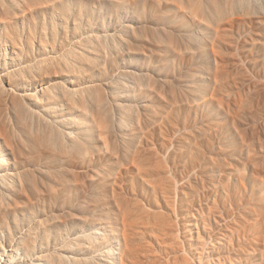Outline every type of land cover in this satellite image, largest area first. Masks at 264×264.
Segmentation results:
<instances>
[{
  "label": "rangeland",
  "instance_id": "1",
  "mask_svg": "<svg viewBox=\"0 0 264 264\" xmlns=\"http://www.w3.org/2000/svg\"><path fill=\"white\" fill-rule=\"evenodd\" d=\"M3 156L0 264H264V0H0Z\"/></svg>",
  "mask_w": 264,
  "mask_h": 264
},
{
  "label": "bare ground",
  "instance_id": "2",
  "mask_svg": "<svg viewBox=\"0 0 264 264\" xmlns=\"http://www.w3.org/2000/svg\"><path fill=\"white\" fill-rule=\"evenodd\" d=\"M0 164L2 166H9V165H12V162L9 158L3 156L2 161L0 160ZM128 219L129 218H127V220ZM159 222H157V223H159ZM131 224L133 225V223H131ZM159 226H158V228L160 229ZM128 232H129L128 234H126L124 237H122V242L120 241V238L118 237L117 233H115L112 230V231H109L108 237L104 238V240L99 238V236L95 235L94 233H91L86 240L84 239L85 240L84 243H86V245L88 246V248L90 250H93L95 248L96 249L100 248L102 243H106V244L108 243V245L112 246V248L114 246V250H115V246L117 249L126 250L128 253L127 257H129V259L131 260V262H130L131 264H158L157 260H155L154 257H151L150 252H148L146 249H144V247L141 245V241L139 240V236H137L136 233L132 230H130ZM86 247L82 246L81 244H79L77 242H75V244H74V248L76 250L77 249L84 250ZM110 253H111V254H109L110 256L114 255L113 250ZM125 254H126V252H125ZM109 259H111V258H109ZM105 261L107 262L108 260L106 259ZM53 263H55V260L53 261ZM77 264H89V262L84 260L82 263H77Z\"/></svg>",
  "mask_w": 264,
  "mask_h": 264
}]
</instances>
